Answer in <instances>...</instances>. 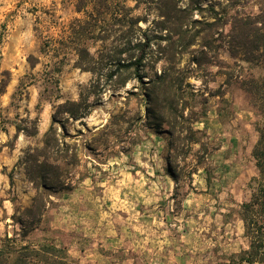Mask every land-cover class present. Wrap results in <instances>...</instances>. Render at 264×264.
I'll list each match as a JSON object with an SVG mask.
<instances>
[{
    "label": "rangeland",
    "instance_id": "1",
    "mask_svg": "<svg viewBox=\"0 0 264 264\" xmlns=\"http://www.w3.org/2000/svg\"><path fill=\"white\" fill-rule=\"evenodd\" d=\"M173 2L170 20L158 0L123 3L148 45L141 81L119 87L106 81L113 67L99 63L114 22L103 25L112 30L103 43L85 40L73 25L85 19L76 0H0V247L6 237L13 248L50 245L69 264H217L247 249L240 205L257 176L251 151L262 120L239 83L260 70L228 52L226 22L257 14L262 2ZM161 75L154 106L175 102L177 122L193 131L172 166L176 184L167 126L146 117L148 81ZM79 101L86 115L62 110ZM40 176L46 207L23 237L17 221L36 194L29 177Z\"/></svg>",
    "mask_w": 264,
    "mask_h": 264
},
{
    "label": "trees",
    "instance_id": "2",
    "mask_svg": "<svg viewBox=\"0 0 264 264\" xmlns=\"http://www.w3.org/2000/svg\"><path fill=\"white\" fill-rule=\"evenodd\" d=\"M126 1L128 0H76V12L85 11V19L84 21L76 19L73 24L78 27L77 29H80L85 40L103 43L111 35L108 33L112 31L108 28L103 29V25L114 22L108 26L116 27V30L115 28L113 30L115 36L106 56L101 55L99 63L113 67L106 73V81L114 82L119 87L124 86L130 79L141 81L140 71L148 45L146 36L144 41L135 37L136 32L141 31L137 27L140 20L138 17L128 16L127 11L130 9L123 5ZM130 1L137 3L139 0ZM158 1L161 2L157 8L159 11L161 10V16L168 20L178 17L176 12L179 10L175 9L174 0ZM195 1L197 2V0H191V2ZM261 2L257 14L233 15L228 17L226 22L229 25V31L226 35L228 52L232 56L240 55L246 63L260 70L257 75L250 74L241 80L239 86L260 116L262 125L258 128L257 140L251 151L257 176L251 179L253 188L249 199L240 205L239 215L243 227V236L247 239L248 246L246 250L233 254L225 262L217 264H264V0ZM88 4L91 5V8L86 11ZM206 9L215 15L212 8H201V10ZM123 54L128 57V62L124 63L120 60ZM78 55L80 59L90 63L91 57H89L86 49H81ZM89 65L85 67L86 71H92L93 68ZM165 79L166 75H161L157 77L155 82L148 81L151 88L148 89L146 98L152 105L151 109L146 110V117L150 125L163 123L167 126L170 139L167 145L169 156L166 172L176 184L178 175L172 166H175L183 146L187 147L185 143H193V131L189 126L185 127L182 123L177 122V119H183V116H176L175 102L171 101L166 108H161L162 111L154 106L153 90L156 85L164 83ZM61 107L70 117L77 119L86 115L89 105L84 101H79L65 102ZM182 133L185 134L183 137L181 136ZM50 137V131H48L45 134L44 143L49 148L55 146L50 142L52 140ZM39 165L42 167L41 164L36 163L37 167ZM39 179L41 182L37 183L35 178L29 177L36 189V194L31 205L23 209L21 218L17 221L21 226L23 237L35 228L46 207L44 195L39 189L46 188L48 182L46 177L40 176ZM12 242L13 240L7 237L1 240L0 264H69L67 256L61 254L62 250L54 246H41L36 249L24 245L13 248L9 244Z\"/></svg>",
    "mask_w": 264,
    "mask_h": 264
}]
</instances>
